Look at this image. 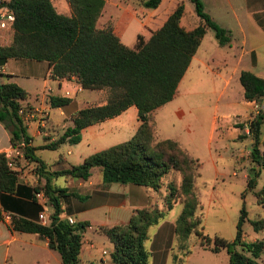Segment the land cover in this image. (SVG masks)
<instances>
[{"label": "trees", "instance_id": "obj_1", "mask_svg": "<svg viewBox=\"0 0 264 264\" xmlns=\"http://www.w3.org/2000/svg\"><path fill=\"white\" fill-rule=\"evenodd\" d=\"M192 2L199 22L191 28L180 23L182 2L176 3L163 22L146 39L139 37L134 46L119 40L110 23L96 25L104 0H67L70 14L57 12L50 0H7L12 11L10 41L0 43V64L8 58H33L50 64L52 77L74 76L82 87L105 88V102L87 104L73 110L70 123L53 139L45 137L38 146L30 144L17 108L27 92L14 81H0V122L9 132L11 146L22 138V157L33 163L37 179L31 189L42 191L50 212L44 222L10 213L9 226L13 230L36 232L46 238L62 264H80L79 251L82 232L87 223H70L59 216V197L63 189L51 182L52 176L64 175L86 178L92 167H98L104 182H132L158 188L162 177L175 171L179 178H169L162 208L144 206L135 209L121 224L98 225L95 229L111 243L110 260L114 264H147L148 251L144 246L147 228L171 207L174 201L181 205L175 218L174 231L179 239L191 232L198 235L199 245L212 251L224 248L227 264H264V237L247 241L242 238L241 224L246 212L243 204L235 222V234L227 239L214 233H203L200 226L201 211L195 179L200 160L192 156L180 143L170 137L155 138L152 110L172 98L176 85L186 69L202 35L212 29L218 44L227 43L230 32L218 24L204 9L201 0ZM159 0H141L146 7H154ZM238 81L244 99L254 100L260 110L248 123L249 156L257 166H264V77L249 69H241ZM68 98L49 95L50 106L65 104ZM136 107L139 124L126 139L91 152L81 161L49 169L34 150L37 147H56L60 142L75 143L80 129L88 124L118 114L128 105ZM242 126V124H241ZM17 163L7 164L4 151H0V194L13 192L18 180ZM258 170L246 176V185L254 184ZM255 201L264 204V186L253 190ZM34 198V196H33ZM4 207L0 204V219ZM254 229L263 225L262 218L250 220ZM239 246L240 250L236 248ZM248 251L249 254L243 252Z\"/></svg>", "mask_w": 264, "mask_h": 264}, {"label": "crops", "instance_id": "obj_2", "mask_svg": "<svg viewBox=\"0 0 264 264\" xmlns=\"http://www.w3.org/2000/svg\"><path fill=\"white\" fill-rule=\"evenodd\" d=\"M50 1L57 12L70 14L67 0ZM137 1L140 4L135 10L132 0H104L96 18V25L111 23L112 30L119 40L134 46L138 33L140 38L146 39L180 1L183 4L180 23L186 28H191L199 22L195 12V16H185L186 4L183 0H159L154 7L143 6L141 0ZM201 2L210 17L229 30L230 39L227 43L218 44L213 33H207L205 30L176 85L172 98L155 107L152 114L155 121V138H174L192 156L203 161L204 158H213L211 144L217 142L221 135L237 137L242 121L255 110L256 102L242 96L238 73L241 69H249L264 77V72L258 69L261 65L256 50L257 46L264 45V0ZM128 16H134L139 22L133 43L121 40L119 33L120 22ZM10 38L11 35L2 43L9 42ZM237 48L239 52H236ZM244 53H249V60L242 63ZM50 67L46 60L33 58H8L0 64V76H4L2 79L0 77V81L11 80L23 87L27 92L23 100L25 105L46 108L42 127H39L35 120L24 124L30 136V144L36 134L43 136V142L45 137L55 138L63 127L70 123L69 115L73 110L87 104L103 103L107 97L105 88L82 87L74 76L65 79L52 77ZM61 84L76 86L75 94L68 98L65 104L50 106L48 96H60ZM221 97H226L233 105L229 112L218 114V101ZM50 107L55 109L51 110ZM204 121L208 123L206 132L199 129ZM138 124L136 107L130 104L116 115L82 127L80 137H85L86 144L91 143L92 148L78 157L82 159L91 152L128 138ZM54 131L57 132L56 135ZM117 135L122 138H115ZM113 137L114 139H111ZM107 139L111 141L108 142ZM9 149V132L0 122V151ZM66 152H69V149ZM18 157L19 173L15 190L0 194V204L4 207L3 217L0 219V264H25V258H30L29 264H48L47 254L28 257L35 254L37 249L52 254V248L48 247L46 238L36 232L17 231L9 226L10 213L36 219L43 202L47 204L41 190L33 193L31 189L36 182H43V177L37 179L32 170L33 163L22 156ZM67 158L69 159V156ZM57 160H60V157ZM46 165L48 166L47 162ZM171 177L177 181L179 175L175 171L169 172L162 177V183L156 189L132 182H104L100 170L94 166L84 179L63 176L60 183L54 182L63 189L59 197V216L65 218L70 215L75 221L87 223L82 232L79 263L110 264L107 255L109 257L111 243L95 227L124 223L131 213L140 207L155 205L162 208L166 193L165 183ZM180 207V203L174 201L161 218L148 226L144 239V246L148 251L147 264L187 263L189 254L186 241L178 239L174 231L175 218ZM49 212L50 206L47 204V215ZM212 252L211 260L203 258L200 264H227V252L224 248Z\"/></svg>", "mask_w": 264, "mask_h": 264}, {"label": "rangeland", "instance_id": "obj_3", "mask_svg": "<svg viewBox=\"0 0 264 264\" xmlns=\"http://www.w3.org/2000/svg\"><path fill=\"white\" fill-rule=\"evenodd\" d=\"M137 1V0H136ZM133 2L135 10L139 8V2ZM186 4L185 16H195L192 2L189 0H183ZM138 15V11H135ZM111 24V23H110ZM120 37L126 43H133L135 39V32L139 27V22L134 16H128L120 22ZM207 33H213L212 29L207 28ZM256 50L259 55L260 67L258 69L264 72V45L257 46ZM236 52H239L237 48ZM249 60V53H244L242 56V63ZM1 79L4 76H0ZM24 100V99H23ZM21 101L25 105V101ZM212 104V102H210ZM218 114L220 112H229L233 103L226 97H221L218 101ZM51 110L55 109L50 107ZM66 123L68 120L66 119ZM241 123V122H237ZM207 122L200 124L199 129L206 132ZM264 129V122L262 125ZM61 129V128H60ZM59 129V130H60ZM239 135L237 137L221 135V138L211 144V151L213 154L212 159L204 158L200 160L198 168V175L195 179V185L197 188V195L200 204L201 211V230L208 236H212L214 233L220 234L227 239L233 238L235 234V222L237 220L239 210L243 204L246 216L243 220L242 238L250 241L256 238L264 237V204L257 203L253 194V190L261 186H264V166H257L251 161L249 156L250 139L249 134H246L242 127L239 129ZM55 133V131H54ZM57 132L55 133V135ZM246 135V136H245ZM115 138H122L121 135H117ZM111 139H114L111 138ZM111 139H107L108 142ZM43 142V136L36 134L32 137V144L38 146ZM114 144V143H112ZM110 145V144H109ZM107 145V146H109ZM92 148V144H86L85 137L82 136L75 143H69L67 141L60 142L56 147H37L35 153L48 163L49 169H56L62 166L68 165L70 162L76 163L81 160L78 157L79 154H84V151ZM69 149V152L66 150ZM83 152V153H82ZM69 156V159L67 158ZM81 156V155H79ZM60 157V160L57 158ZM67 159H64V158ZM20 157L14 156V163L19 165ZM75 160V161H70ZM257 169L258 173L255 176L254 184L252 186L246 185V176H251L253 170ZM64 175L52 176L51 181L54 183H60ZM255 218H262L263 225L259 229H254L250 220ZM179 239V238H178ZM185 240L188 249L186 264H200L203 258L211 260L213 255L212 250L208 247L199 245L198 235L191 232ZM240 250L239 246H236ZM52 254L44 252L42 249H37L35 254H30L28 257L34 255L48 256V264H62L58 253L55 250H51ZM244 253L249 254L248 251L243 250ZM26 257V256H25ZM24 258V257H23ZM25 264H29L30 258L23 259ZM107 260L110 264L108 255ZM89 264V263H85Z\"/></svg>", "mask_w": 264, "mask_h": 264}, {"label": "built area", "instance_id": "obj_4", "mask_svg": "<svg viewBox=\"0 0 264 264\" xmlns=\"http://www.w3.org/2000/svg\"><path fill=\"white\" fill-rule=\"evenodd\" d=\"M7 0H0V43L4 42L6 37H9L12 34V22L14 15L12 11L9 9ZM58 78V77H57ZM66 77H59V79H65ZM61 91L60 96L71 98L74 96L76 91V86L74 85H60ZM254 112L250 113L243 121H242V129L246 134H249L248 123L253 118V116L260 110V105L256 102ZM46 108L45 107H37V106H28L21 104L17 108V114L19 115L21 122L26 124L30 120H35L39 127L44 125L45 117H46ZM264 122V116H263ZM25 141L20 138L16 145L11 146L10 149L4 151L5 156L7 157V164L9 166L14 165V156H22L21 147L25 145ZM43 195V194H42ZM44 196V195H43ZM47 217V204L43 202L41 209L37 212L36 218L44 222ZM68 222H75L74 218L70 215L65 217Z\"/></svg>", "mask_w": 264, "mask_h": 264}]
</instances>
